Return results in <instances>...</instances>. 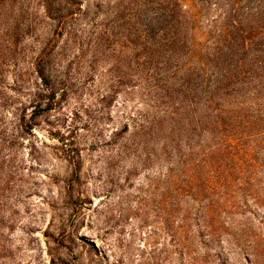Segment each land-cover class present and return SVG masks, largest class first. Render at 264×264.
I'll return each mask as SVG.
<instances>
[{
    "label": "rangeland",
    "instance_id": "374dc122",
    "mask_svg": "<svg viewBox=\"0 0 264 264\" xmlns=\"http://www.w3.org/2000/svg\"><path fill=\"white\" fill-rule=\"evenodd\" d=\"M0 264H264V0H0Z\"/></svg>",
    "mask_w": 264,
    "mask_h": 264
}]
</instances>
